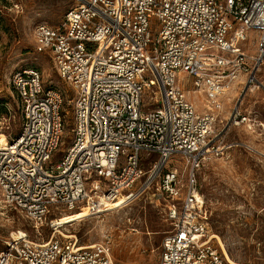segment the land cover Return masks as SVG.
<instances>
[{
  "label": "built area",
  "instance_id": "1",
  "mask_svg": "<svg viewBox=\"0 0 264 264\" xmlns=\"http://www.w3.org/2000/svg\"><path fill=\"white\" fill-rule=\"evenodd\" d=\"M76 1L60 24L34 29L35 52L69 89L46 85L38 68L12 75L23 122L16 135L0 134L4 203L44 224L65 212L103 214L153 190L170 227L157 264H249L213 237L198 174L243 145L228 139L234 128L258 122L241 98L264 88V0ZM250 31L254 54L244 46ZM186 85L211 109L198 111ZM67 127L71 142L53 160ZM175 156L185 180L169 166ZM55 234L38 242L14 233L0 264H117L109 239L81 245Z\"/></svg>",
  "mask_w": 264,
  "mask_h": 264
},
{
  "label": "rangeland",
  "instance_id": "2",
  "mask_svg": "<svg viewBox=\"0 0 264 264\" xmlns=\"http://www.w3.org/2000/svg\"><path fill=\"white\" fill-rule=\"evenodd\" d=\"M76 5V0H0V134L16 135L23 122L11 82L16 70L38 68L46 85L63 91L69 89L54 70L51 59L35 52L34 29L40 23L60 24L67 11ZM248 35L244 46L254 54L257 34L250 31ZM187 77L182 76L181 80L190 82ZM258 78L264 84V66ZM186 86L190 90L188 98L198 111L211 109L204 93L193 92L191 85ZM237 88L236 84L224 97L226 108L236 98ZM241 100L242 108L258 122L251 130L234 128L228 139L243 145L234 147L223 158L207 162L199 171L198 182L205 197L211 232L221 238L230 257L235 262L264 264V88L246 93ZM71 138L67 127L53 160L65 151ZM169 166L183 173L185 180V163L180 156L173 157ZM51 218L54 224L61 225L59 229L52 228ZM72 218L77 219L68 221ZM169 229L164 202L157 200L153 190L103 214L89 216L86 209L65 212L50 215L44 224H36L6 205L0 190V251L14 233H25L31 240L43 242L54 233L59 236L60 231L76 237L81 245L109 239L117 264H157Z\"/></svg>",
  "mask_w": 264,
  "mask_h": 264
},
{
  "label": "bare ground",
  "instance_id": "3",
  "mask_svg": "<svg viewBox=\"0 0 264 264\" xmlns=\"http://www.w3.org/2000/svg\"><path fill=\"white\" fill-rule=\"evenodd\" d=\"M147 204V203H146ZM119 205H120V203L119 204H115V205H112V206H109L107 209V211L106 212H109L110 210H112V209H114V208H118L119 207ZM86 212H87V209H86ZM105 213V212H104ZM74 219H77V218H72V219H70V220H68V221H71V220H74ZM59 226H61V225H59ZM63 235V234H62ZM63 236H65V237H67V238H71V237H73V236H66V235H63ZM214 238H216L217 239V243H218V245L223 249V251L228 255V252H227V250H226V248H225V245H224V243H223V241L221 240V238L219 237V236H217V235H214L213 236ZM229 256V255H228ZM230 258V257H229ZM231 259V258H230Z\"/></svg>",
  "mask_w": 264,
  "mask_h": 264
},
{
  "label": "crops",
  "instance_id": "4",
  "mask_svg": "<svg viewBox=\"0 0 264 264\" xmlns=\"http://www.w3.org/2000/svg\"><path fill=\"white\" fill-rule=\"evenodd\" d=\"M245 110V109H244ZM246 111V110H245Z\"/></svg>",
  "mask_w": 264,
  "mask_h": 264
}]
</instances>
